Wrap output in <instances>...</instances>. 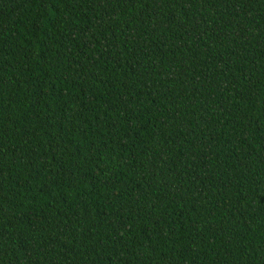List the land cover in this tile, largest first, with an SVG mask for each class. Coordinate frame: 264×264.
Instances as JSON below:
<instances>
[{"label": "trees", "instance_id": "1", "mask_svg": "<svg viewBox=\"0 0 264 264\" xmlns=\"http://www.w3.org/2000/svg\"><path fill=\"white\" fill-rule=\"evenodd\" d=\"M0 264H264V0H0Z\"/></svg>", "mask_w": 264, "mask_h": 264}]
</instances>
